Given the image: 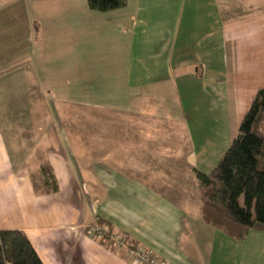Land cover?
<instances>
[{"label":"crops","instance_id":"crops-1","mask_svg":"<svg viewBox=\"0 0 264 264\" xmlns=\"http://www.w3.org/2000/svg\"><path fill=\"white\" fill-rule=\"evenodd\" d=\"M263 87L264 0H0V229L43 264H133L86 234L98 221L166 264H264L257 230L206 224L161 165L183 155L198 183ZM56 101L78 106L79 139L49 120ZM42 165L57 192L34 189Z\"/></svg>","mask_w":264,"mask_h":264},{"label":"trees","instance_id":"trees-1","mask_svg":"<svg viewBox=\"0 0 264 264\" xmlns=\"http://www.w3.org/2000/svg\"><path fill=\"white\" fill-rule=\"evenodd\" d=\"M87 3L90 9L109 11L123 7L126 0H87ZM193 172L199 182L200 210L206 224L236 239L250 230L264 228V87L253 95L236 135L214 168L209 172L197 169ZM32 185L45 193L58 190L48 165L40 167ZM90 227H85L86 234L101 243L107 241L103 233H89ZM0 264L43 263L23 231L0 229Z\"/></svg>","mask_w":264,"mask_h":264},{"label":"rangeland","instance_id":"rangeland-1","mask_svg":"<svg viewBox=\"0 0 264 264\" xmlns=\"http://www.w3.org/2000/svg\"><path fill=\"white\" fill-rule=\"evenodd\" d=\"M33 104L35 105H40L41 107L44 106L46 103L44 102V99L38 98V99H33ZM47 105V104H46ZM53 108V112L51 113V118L49 119L50 121H54L56 123H71V135L70 137L73 139H79L78 138V133H77V127H78V122H79V109L78 106L76 104L71 103L70 105L65 104L63 107L61 106V104H59L57 101L54 102V105H51ZM46 107H49L48 105ZM45 107V108H46ZM50 111L51 108L49 107ZM41 110V109H40ZM41 116V114H40ZM109 116L108 113H102L99 112L97 114L92 113L91 115H87L88 121H94L96 118H100V117H104V119H108L109 120ZM92 119V120H91ZM141 137V136H140ZM75 142V141H74ZM78 142V141H76ZM150 149H152V147H149V151ZM75 150V151H74ZM79 150H81V148L76 144V146H72V150L71 153H77L79 152ZM112 151V150H110ZM182 158H180L179 160H174V161H166V158H164V161L162 162V169H166L167 171H172V172H181L182 174V178H181V184L184 187H187L188 191H190V197H194V193L196 196H201V190H200V186H199V182H196V179L192 176V171L190 170V167L187 166L184 163V157L183 155H181ZM154 164L152 161H150L148 163L147 167L148 169L150 168V165ZM152 170V169H151ZM40 185L38 184V187ZM41 187V186H40ZM240 203H242V199H240ZM87 226H99L96 223L91 224V225H87ZM99 227H101L102 229H104L105 233L103 232V235H106L105 238H107L106 242H103V244H105L106 246H109L110 248H112L113 250H117L119 248H125L127 249V252L130 255V250L134 249V248H138L137 246L133 245L132 242L128 241L125 238H121L119 239L121 241L122 246H120L119 244H117V241H114L112 237L113 232H111L110 230H108V228L105 225H100ZM264 228L258 229L257 233L259 234V238L257 239L258 244L259 243H263L264 245ZM111 232L112 234L108 233ZM117 239V238H116ZM113 243V244H112ZM129 245V247H128ZM260 245V244H259ZM141 249V248H140ZM145 250V249H142ZM148 251V250H145ZM150 252V251H148ZM151 253V252H150ZM133 259V258H132ZM134 261V260H133ZM132 261V262H133ZM164 261V260H163ZM133 264H138L133 262ZM166 264V262H165ZM254 264V263H253Z\"/></svg>","mask_w":264,"mask_h":264},{"label":"built area","instance_id":"built-area-1","mask_svg":"<svg viewBox=\"0 0 264 264\" xmlns=\"http://www.w3.org/2000/svg\"><path fill=\"white\" fill-rule=\"evenodd\" d=\"M104 230V229H103ZM102 230L101 227L99 226H92L89 228V233H97V234H102L104 231ZM114 241H117V244H121V239L120 237H112ZM117 238V239H116ZM122 246V244L120 245ZM130 257L133 262L138 263V264H165V261L162 259L158 258L157 256L153 255L152 253L142 250L140 248H134L130 250Z\"/></svg>","mask_w":264,"mask_h":264}]
</instances>
